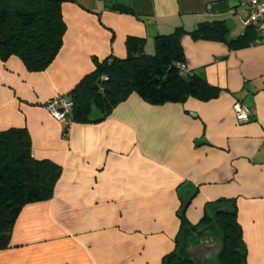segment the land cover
I'll return each mask as SVG.
<instances>
[{
  "label": "crops",
  "instance_id": "obj_1",
  "mask_svg": "<svg viewBox=\"0 0 264 264\" xmlns=\"http://www.w3.org/2000/svg\"><path fill=\"white\" fill-rule=\"evenodd\" d=\"M61 1L63 47L45 72L0 60V132L27 129L33 157L62 170L52 199L23 208L0 264H162L175 250L217 264L219 232L192 226L221 199L236 200L247 264H264V45L236 46L255 37L246 0ZM215 22L226 41L181 42L186 73L220 89L217 98L153 106L133 94L102 122L71 124L68 137L45 109L95 60L125 59L129 38L152 55L157 36ZM248 99L251 119L239 123L233 105Z\"/></svg>",
  "mask_w": 264,
  "mask_h": 264
},
{
  "label": "trees",
  "instance_id": "obj_2",
  "mask_svg": "<svg viewBox=\"0 0 264 264\" xmlns=\"http://www.w3.org/2000/svg\"><path fill=\"white\" fill-rule=\"evenodd\" d=\"M61 3V0H0V60L7 62L17 58L30 73L45 72L63 47L66 24ZM115 8L121 11L122 7ZM251 28L255 32L254 39L246 43L240 41L236 46L254 45L257 30ZM186 34L193 39L227 40L223 22L200 24L193 32L179 28L170 35L157 36L153 55L144 53L143 41L129 38L125 59L111 56L104 61L95 60V70L68 94L73 111L69 116L70 124L64 127V136L67 137L71 124L104 121L133 94L153 106L184 103L189 98L203 102L217 98L220 89L180 68L185 64L181 41ZM95 109L100 113L96 120L92 118ZM61 174L60 166L33 157L27 129L0 132V251L10 247L23 208L52 199ZM188 206V203L182 204L178 212L183 228L191 226L186 218ZM211 225L220 234L217 264H247L236 200L221 199L207 205L203 219L192 228ZM162 264L195 262L175 250L164 257Z\"/></svg>",
  "mask_w": 264,
  "mask_h": 264
},
{
  "label": "built area",
  "instance_id": "obj_3",
  "mask_svg": "<svg viewBox=\"0 0 264 264\" xmlns=\"http://www.w3.org/2000/svg\"><path fill=\"white\" fill-rule=\"evenodd\" d=\"M248 18L247 26H254L257 30V39L254 45H264V0H246ZM181 70L187 72L185 64L180 65ZM47 112L61 124L69 125V116L73 111V102L66 96H58L45 104ZM236 120L247 123L251 119L252 108L245 102L237 101L233 105Z\"/></svg>",
  "mask_w": 264,
  "mask_h": 264
},
{
  "label": "rangeland",
  "instance_id": "obj_4",
  "mask_svg": "<svg viewBox=\"0 0 264 264\" xmlns=\"http://www.w3.org/2000/svg\"><path fill=\"white\" fill-rule=\"evenodd\" d=\"M153 55V54H152ZM59 96H66V97H68V95H59ZM58 97V96H57ZM46 109V108H45ZM63 125V128L66 126L65 124H62ZM71 127V126H70ZM70 127H69V130H70ZM63 132H64V129H63ZM68 135H69V132H68V134H67V137H68Z\"/></svg>",
  "mask_w": 264,
  "mask_h": 264
},
{
  "label": "water",
  "instance_id": "obj_5",
  "mask_svg": "<svg viewBox=\"0 0 264 264\" xmlns=\"http://www.w3.org/2000/svg\"><path fill=\"white\" fill-rule=\"evenodd\" d=\"M246 104L251 107L253 103H252L251 99H248Z\"/></svg>",
  "mask_w": 264,
  "mask_h": 264
}]
</instances>
